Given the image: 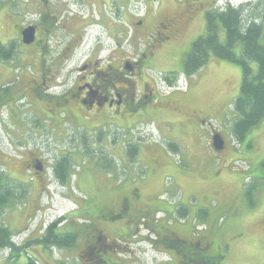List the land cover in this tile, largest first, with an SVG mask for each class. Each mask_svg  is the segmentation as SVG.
<instances>
[{"label": "flooded vegetation", "instance_id": "af4514ba", "mask_svg": "<svg viewBox=\"0 0 264 264\" xmlns=\"http://www.w3.org/2000/svg\"><path fill=\"white\" fill-rule=\"evenodd\" d=\"M124 1L4 0L7 13L3 24L0 22V32L6 43H0L14 51L21 49L29 59L0 62V114L6 113L9 105L24 111L34 122L31 137L36 141L32 149L17 141L11 154L0 149V180L22 187H27L22 182H31V188H20V194L13 196L23 203L19 211L30 205L32 210L39 209L52 180L67 181L75 176L87 188L91 181L94 187L89 189L96 195L92 200L88 197L87 203L92 210L86 206L89 211L77 212L74 217H70L73 212H67V220L82 216L81 221H85L80 222V232L67 234L82 236L80 258L88 256L100 264H111L116 261L118 241L134 243L139 239L138 244L153 243L158 248L162 243L176 249L184 264H222L221 246L198 235L175 237L173 230L150 217L153 205L143 200L138 186L125 193L113 183L120 129L129 135L135 130L136 117L143 125L146 119L158 115L164 119L170 112L181 113L193 105L187 95L184 101L164 102L160 89L180 74L164 78L160 73L182 53L193 25L191 16H173L177 6L170 5L153 28H140L143 21L136 20L131 24L134 29L127 40L131 48L127 55L118 41L119 34L129 35L118 23L120 2ZM134 36L147 38L143 49L136 46ZM105 43L111 50L102 58L99 53ZM179 96L174 94L173 98ZM13 114L18 115L17 111ZM42 139L52 145L37 143ZM4 158L19 161L13 162L15 173L10 172ZM100 177L113 185L104 189ZM33 186L36 199L30 201ZM10 201L7 209L15 210ZM65 216L55 217L50 224L63 226ZM154 235L159 240L153 239ZM67 249L68 255L74 256V246Z\"/></svg>", "mask_w": 264, "mask_h": 264}, {"label": "rangeland", "instance_id": "374dc122", "mask_svg": "<svg viewBox=\"0 0 264 264\" xmlns=\"http://www.w3.org/2000/svg\"><path fill=\"white\" fill-rule=\"evenodd\" d=\"M136 1L120 2L118 23L121 29H134L131 26L134 21L127 17V13L135 8L142 13L144 5L152 3L153 9L149 8L145 14H142L140 20L143 23L138 26L149 29L155 27L167 14L164 7L167 9L170 7L169 4L165 6L162 4L158 8L159 1L164 3L165 0ZM172 1L177 6L173 16L178 17L181 13H187L191 16L193 25L190 27V34L186 41L183 42L182 53L174 58L171 65L161 71L164 78H167L166 75L170 73L182 72L183 56L189 52L193 41L205 34L207 11L213 8L222 11L220 9L227 5L233 9L240 6L239 3H233V0ZM3 2L4 0H0V22L3 15L7 13L3 8ZM241 2L249 6L243 14L245 22L257 18L258 23L260 20L264 21V0H242ZM141 3L144 4L141 5ZM214 4L215 7H213ZM124 36L127 38L130 35L124 34ZM0 41L6 43L1 32ZM219 41L222 44L225 43V34L222 29L219 31ZM107 44L108 47H106ZM104 46L99 53L102 58L111 50L109 43H105ZM121 47L124 50L127 49V55H130L129 46ZM20 50L14 51L15 57L11 59L12 61L26 57L27 53ZM240 51L241 46L238 44L234 47V52L239 56ZM218 62L227 66L229 71L226 74L215 71L196 88L195 84L193 88L190 86L196 81L195 75L192 77L181 75L176 85H181V88L190 87L188 98L191 96L192 100L194 99L193 105L190 104L185 111L192 115L190 118L200 120L199 128H201L200 124L204 123L205 126L217 128L218 132L222 129L226 148L222 152L212 151L204 144L205 135L201 132L199 140L196 130L192 132L193 139L187 133L179 132L177 128H172V131L168 133L162 130L160 134L148 125V119L144 120L143 125L140 124V119L135 120L134 132L128 135L122 129L119 130V159L115 164L112 180L120 192L126 193L133 185L138 186L143 200L153 205L154 211L150 217L154 216L156 220H160L158 223L173 230L175 237L190 239L193 235H198L204 237L206 241H212L221 246L222 264H264V119L252 127L242 141L233 137L232 124L237 118L233 104L239 96L242 74L238 66L224 61ZM250 66L256 72V63L250 62ZM200 70L198 74L202 72ZM174 84L173 82L170 85ZM16 111L18 115L13 114ZM174 115L170 112L165 116L173 118ZM0 117V149L5 154H11V148L17 141L26 142L30 149L33 148V142L36 140L31 137L33 134L31 127L34 124L31 117L25 115L24 111L21 112L18 107L15 110V106L10 105L6 113L3 111ZM162 118L158 115L153 120L157 122L163 120ZM184 118L192 121L187 116ZM159 124L157 122L156 127L162 128ZM207 129L210 132L208 127ZM47 140L42 139L37 143L45 142L46 147L51 146V142ZM143 144L146 148H143ZM133 146L138 148L139 154V157L137 154L134 159L133 155L130 157L128 154ZM240 146L241 152L238 151ZM4 159L10 172L15 173L16 167L13 162L19 161ZM99 179V184L104 189L113 185L104 177ZM68 180L58 182L52 180L48 187L49 194L44 193L41 197L40 208L32 210L30 205L23 209L24 211L17 209L22 208L23 203L16 201L13 196L20 194L19 192L22 191L20 188L25 191L31 188L29 187L31 182H22L27 186L22 187L18 183L13 186L9 181L13 192V196L9 199H12V205H15L12 208L15 210L7 211L6 209L0 212V226H6L14 234L11 244L19 251L13 254H11V248L0 251V264H100L95 262L93 257H79L81 235L73 237L76 238L75 243H68V246L64 238L65 242L62 244L57 241L50 244L43 241L37 242L39 239L46 238L45 234L51 231L61 237L71 233L70 231L80 232L81 223H85L81 221L82 216L76 215L75 217L79 218L67 220L69 218L67 212H73L70 217H74L77 212L83 214L84 211H89L87 207L92 210L91 203H87L88 197L92 200L96 195L93 189H89L94 187L91 181L90 187L87 188L84 185L85 182L79 178L75 179V176H71ZM18 182L21 183L20 180ZM35 189L33 186L30 201L36 199ZM59 216H65L64 219L62 218L66 220L63 226L50 224L51 220ZM32 217L34 218L31 220ZM50 227L53 229L49 231ZM154 237L159 240L158 236L154 235L153 239ZM139 242V239L135 240L136 244L131 240L118 241L116 261H111V264L185 263L174 248L162 243L155 248L153 243L144 245L138 244ZM69 246H74V256L68 255ZM7 255L12 259L6 258Z\"/></svg>", "mask_w": 264, "mask_h": 264}, {"label": "trees", "instance_id": "16d2710c", "mask_svg": "<svg viewBox=\"0 0 264 264\" xmlns=\"http://www.w3.org/2000/svg\"><path fill=\"white\" fill-rule=\"evenodd\" d=\"M247 9L249 6L246 5H241L237 9L227 5L220 9L222 11L216 8L207 11L205 34L193 41L182 64L183 73L186 76L194 75L213 59L236 65L241 69L239 96L233 104L237 118L232 124V135L238 141H242L246 133L264 119V21L260 20L258 23L257 18L245 22L243 14ZM221 29L225 34L224 44L219 41ZM238 44L241 46L239 56L234 52V47ZM14 57V50L0 43V62L10 61ZM250 62L256 63V72L251 68ZM136 148L133 146L129 149L128 154L130 157L133 155V159L138 154V148ZM10 187L9 181L0 180V212L6 211V204L10 203L9 197L13 196ZM52 229L53 227H50L49 231ZM45 235H47L46 238L39 239L37 242L43 241L50 244L57 241L62 244L66 239V246L74 242V238L69 235L61 237L52 231ZM13 236L14 234L6 226H0V251L8 248L12 249L11 254L19 251L11 244ZM8 258L12 259L10 256Z\"/></svg>", "mask_w": 264, "mask_h": 264}, {"label": "crops", "instance_id": "0c3cea01", "mask_svg": "<svg viewBox=\"0 0 264 264\" xmlns=\"http://www.w3.org/2000/svg\"><path fill=\"white\" fill-rule=\"evenodd\" d=\"M134 1H136V0H134ZM142 4H144V3H141V5ZM162 4H164V6L167 5V4H169V6L170 5H174L175 6V3H173L172 0H165L164 3H162V1H159L158 8ZM144 6H145L144 7V14L149 10V8L151 10L153 9V6H152V3L151 2L147 3ZM213 7H215V4H214ZM164 10L166 12L167 11V8L164 7ZM138 12L139 11H136L135 9L132 10L131 12L129 11L127 13V17L129 19H132L135 22L136 20H139L140 19V18L138 19V18L134 17L135 15L138 14ZM142 14L143 13H139L138 16H141ZM126 39L127 38H125L124 34H122V33L119 34L118 41H119L120 44H124V42L126 41ZM134 39H135L134 43L140 49H143L145 47V45L148 43L147 42V38L145 36H137V37L134 36ZM200 71H202L200 74H198L199 72H197L195 74V77H196L195 79H196L197 83H196V81L195 82H192V84L190 85L191 88L194 87L193 86L194 84L196 85L195 86V88H196L197 85L205 82V80L207 78H209L211 74H214L215 71H222L223 74H226L229 71V69L227 68V66L221 65L217 60L213 59V60H209L207 62V64L203 67V69H201ZM199 76L201 78H198ZM182 82H184V81L182 80ZM181 89L182 88H180V90H175L174 92H171V93L170 92L169 93H166V94L163 93L162 94V98H161L162 101H164V102H166V101H174L175 103H177L178 100L184 101L185 95H187V96L189 95L188 93L190 92V87H186L185 90L184 89L181 90ZM174 94L180 95L179 98H177V99L173 98V95ZM188 99H192L191 96ZM183 112H185V113H183ZM183 112H181V113L180 112H177L174 115L173 118L170 117V116H166L163 120L157 121V122L160 123L159 125H161L162 128H157L156 127L155 124L157 122H155L152 117L149 119V121H148L149 124L148 125L151 126V127H153V128H155V130L156 131H159L160 134H162V130H165V132L168 133V132L172 131V128H177L179 130V132L184 133V134L187 133L191 137V139L194 138V135L192 134L193 130H196L197 131L198 139L199 140H200V136H201V132H202L205 135V137H206L205 143H204L205 146H208V147H210L212 149V146H211V138L212 137L210 138L211 131L209 132V130L207 129V126H205L204 123L200 124V127L201 128H199L198 124H199V121L200 120L199 119L198 120H194V119L190 118V116H192L190 113H188L186 111H183ZM184 116H187L189 118V120H192V121L186 120L184 118ZM135 119L137 120V117ZM221 130L222 129H220V131L218 133L223 138L222 133H221L222 132ZM208 133H210V134H208ZM144 145L145 144H143L142 146H144ZM143 148H146V146H144ZM241 150H242V147L240 146L238 151L241 152ZM239 155H241V154H239ZM138 157H139V154H138Z\"/></svg>", "mask_w": 264, "mask_h": 264}, {"label": "water", "instance_id": "95a60500", "mask_svg": "<svg viewBox=\"0 0 264 264\" xmlns=\"http://www.w3.org/2000/svg\"><path fill=\"white\" fill-rule=\"evenodd\" d=\"M212 147L215 152H222L224 150V142L219 135L212 137Z\"/></svg>", "mask_w": 264, "mask_h": 264}, {"label": "bare ground", "instance_id": "6f19581e", "mask_svg": "<svg viewBox=\"0 0 264 264\" xmlns=\"http://www.w3.org/2000/svg\"><path fill=\"white\" fill-rule=\"evenodd\" d=\"M142 13H144V10H143V12Z\"/></svg>", "mask_w": 264, "mask_h": 264}]
</instances>
